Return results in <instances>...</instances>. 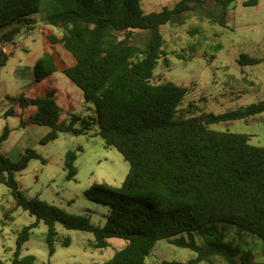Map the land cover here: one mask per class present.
Segmentation results:
<instances>
[{
  "label": "trees",
  "instance_id": "16d2710c",
  "mask_svg": "<svg viewBox=\"0 0 264 264\" xmlns=\"http://www.w3.org/2000/svg\"><path fill=\"white\" fill-rule=\"evenodd\" d=\"M70 1L69 7L46 18L64 33L43 32L49 50L35 63V81L56 72L65 74L83 90L95 114L85 118L74 113L66 121L54 99L55 90L49 89L36 98L8 95L11 106L4 115L18 118L21 128L50 127L43 144L56 140L60 132L89 134L97 126L93 135L101 137L107 147L116 148L130 170L119 186L95 183L86 191L89 200L110 209L105 225H97L87 215L68 212L39 197H25L17 173L32 159L46 162L35 150L27 149L17 161L0 153V171L5 175L0 183L10 188L18 206L36 217L18 236L11 261L0 259V264H38L35 255H22V248L41 221L48 227L50 255L56 252L58 225L93 233L96 248H105L111 237L128 241L108 261L92 264H148L147 258L162 239L197 252L188 262L164 260L162 264L214 263L217 257L228 264H264L225 241L226 230L235 226L264 242V146L252 144L248 134L211 128L264 120V101L219 114L175 118L189 87L155 78L157 65L168 54L163 25H180L185 14L195 13L227 26L231 5L238 0H180L173 8L155 12L144 11L141 0ZM258 1L243 4L254 6ZM41 2L0 0V66L10 56L3 45L35 29L32 16L39 12ZM57 46L67 51L71 64ZM195 46L190 47L194 52ZM222 47L216 45L215 51ZM206 55H192V59L203 58L212 64L215 54ZM238 63L258 65L264 63V57L243 53ZM9 132L6 127L3 140ZM77 156L76 150L67 153L68 179L77 175ZM11 213L5 219H13ZM197 236L203 238L202 244L197 243ZM69 244L66 239L64 246Z\"/></svg>",
  "mask_w": 264,
  "mask_h": 264
},
{
  "label": "rangeland",
  "instance_id": "374dc122",
  "mask_svg": "<svg viewBox=\"0 0 264 264\" xmlns=\"http://www.w3.org/2000/svg\"><path fill=\"white\" fill-rule=\"evenodd\" d=\"M179 1L141 0V7L146 12H155L173 8ZM244 1L238 0L231 5L227 26L195 13H187L182 24L161 27L164 50L168 54L157 65L155 78L158 81L171 79L189 87L183 104L174 112L175 118L209 112L219 114L264 101V63L248 66L238 63L243 53L264 57V0L260 7L245 6ZM71 4L70 0H42L39 12L32 16L36 29L4 44L10 56L7 64L0 66V153L17 161L27 149H33L46 159V162L32 159L26 169L17 173L26 198L39 197L68 212L87 215L97 225H105L109 207L89 200L85 193L95 183L121 185L130 164L116 148L107 147L101 137L93 135L97 126H93L89 134L60 132L56 140L43 144L41 140L49 127L34 125L21 128L18 118L4 115L11 106L8 95L24 94L28 98H36L44 96L47 89L55 90L54 99L66 121L70 122L74 113L85 118L95 114L93 105L85 101L83 90L65 74L56 72L39 82L34 77L33 61L49 50L42 31L50 29L57 34L64 33L63 29L48 24L47 16ZM194 44L196 52L190 49ZM219 44L223 47L215 51V46ZM57 48L71 64L72 58L67 51L62 46ZM204 52L208 54L206 57L215 54L212 64H207L203 58L192 59V55L199 56ZM179 54L185 56L180 57ZM6 127L10 132L3 140ZM211 128L248 134L252 144L264 146V120L254 123L237 121L228 126L211 125ZM79 147L81 150H78ZM71 150H76L78 154L74 163L77 175L68 179L66 156ZM10 211L13 219H5V214ZM35 222L34 215L17 205L10 188L0 183V259L11 261L21 231ZM47 230L43 221L33 228L23 245L22 255H35L38 264H92L108 261L128 244L124 238L111 237L105 248H96L93 246V233L58 225L56 252L50 255ZM66 239L70 244L64 246ZM196 241L202 244L203 238L197 236ZM225 241L232 242L242 252H249L254 262L264 263V242L258 236L233 226L226 230ZM196 256L195 250L162 239L147 261L148 264H162L164 260L188 262ZM197 264L228 263L217 257L214 263L201 261Z\"/></svg>",
  "mask_w": 264,
  "mask_h": 264
},
{
  "label": "crops",
  "instance_id": "0c3cea01",
  "mask_svg": "<svg viewBox=\"0 0 264 264\" xmlns=\"http://www.w3.org/2000/svg\"><path fill=\"white\" fill-rule=\"evenodd\" d=\"M245 1H246V0H245ZM261 2H262V0H259L258 3H257L256 5H254V6H256V7H260ZM36 27H37V26H36ZM36 27H35V29H36ZM35 29H34V30H35ZM34 30H33V31H34ZM46 30H50V29H46ZM44 31H45V30L42 31V35H43V32H44ZM51 31H52V30H51ZM31 32H32V31H31ZM31 32H30V33H31ZM52 32H53V31H52ZM28 34H29V33H28ZM43 37H44V36H43ZM3 48H4V50H5V45H3ZM60 53H61V52H60ZM43 55H44V54H43ZM43 55H41L40 57H42ZM40 57H38L37 59H35V60L33 61V65H34V66H35V63L37 62V60H38ZM31 60H33V59L31 58ZM34 77H35V69H34ZM47 90H49V89H47ZM47 90H46V91H47ZM46 91H45V92H46ZM32 126H34V125H32ZM47 127H48V126H47ZM50 130H51V128L49 127V129L45 131L46 134H47Z\"/></svg>",
  "mask_w": 264,
  "mask_h": 264
},
{
  "label": "water",
  "instance_id": "95a60500",
  "mask_svg": "<svg viewBox=\"0 0 264 264\" xmlns=\"http://www.w3.org/2000/svg\"><path fill=\"white\" fill-rule=\"evenodd\" d=\"M0 180L1 181L5 180V175L2 171H0Z\"/></svg>",
  "mask_w": 264,
  "mask_h": 264
}]
</instances>
